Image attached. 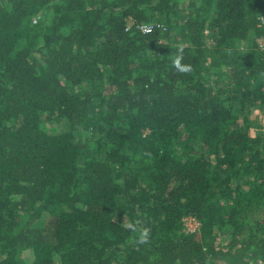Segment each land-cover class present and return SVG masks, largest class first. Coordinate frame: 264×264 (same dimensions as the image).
<instances>
[{"label": "trees", "instance_id": "1", "mask_svg": "<svg viewBox=\"0 0 264 264\" xmlns=\"http://www.w3.org/2000/svg\"><path fill=\"white\" fill-rule=\"evenodd\" d=\"M185 2L0 0V264H264V0Z\"/></svg>", "mask_w": 264, "mask_h": 264}, {"label": "rangeland", "instance_id": "2", "mask_svg": "<svg viewBox=\"0 0 264 264\" xmlns=\"http://www.w3.org/2000/svg\"><path fill=\"white\" fill-rule=\"evenodd\" d=\"M180 6H185L187 5V2H185V0H178ZM204 33H209L207 30ZM204 42L206 43V45L208 47H211L214 44V39L210 38L209 36L204 38ZM262 43V40H261ZM249 118L252 120V122H257V124L261 125V127L263 128L264 131V106L262 108L259 107H255L252 109ZM198 227V222L194 221L192 219L187 220L185 222V228L188 230H197ZM217 242H219L221 245L223 246H227V244H229L230 241V235H228V233H225L224 235L222 234L221 236L217 237Z\"/></svg>", "mask_w": 264, "mask_h": 264}, {"label": "clouds", "instance_id": "3", "mask_svg": "<svg viewBox=\"0 0 264 264\" xmlns=\"http://www.w3.org/2000/svg\"><path fill=\"white\" fill-rule=\"evenodd\" d=\"M180 61H181V57L177 56L175 58L174 62H173L174 63V66L176 68H178L182 72H188V71L191 70L189 66L182 65Z\"/></svg>", "mask_w": 264, "mask_h": 264}, {"label": "built area", "instance_id": "4", "mask_svg": "<svg viewBox=\"0 0 264 264\" xmlns=\"http://www.w3.org/2000/svg\"><path fill=\"white\" fill-rule=\"evenodd\" d=\"M262 23L264 24V20L262 21ZM151 29H152V26H151V25H142V26L140 27V30H141L143 33H147V32H149V31H151ZM187 220H190V218L187 219ZM187 220H186V221H187ZM192 220H193V222H194V221L196 222V220H194V219H192ZM188 231L193 232V231H195V230H191V229L188 228ZM255 264H263V262H261V261H257Z\"/></svg>", "mask_w": 264, "mask_h": 264}]
</instances>
